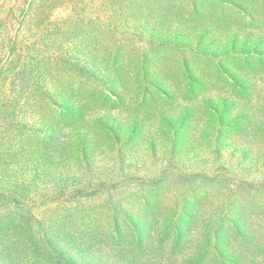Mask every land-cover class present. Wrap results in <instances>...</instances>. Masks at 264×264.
Segmentation results:
<instances>
[{
	"label": "rangeland",
	"instance_id": "obj_1",
	"mask_svg": "<svg viewBox=\"0 0 264 264\" xmlns=\"http://www.w3.org/2000/svg\"><path fill=\"white\" fill-rule=\"evenodd\" d=\"M93 2L135 34L121 95L16 119L63 143L0 157V209L35 238L0 264H264V0Z\"/></svg>",
	"mask_w": 264,
	"mask_h": 264
},
{
	"label": "trees",
	"instance_id": "obj_2",
	"mask_svg": "<svg viewBox=\"0 0 264 264\" xmlns=\"http://www.w3.org/2000/svg\"><path fill=\"white\" fill-rule=\"evenodd\" d=\"M143 1L134 3L140 8ZM101 2L108 5L111 0ZM92 4L93 0H0V157L3 160H15V155L28 146L31 136L48 139L46 150L50 145L62 146L63 142L58 140L49 143L51 134L42 136L39 129L29 130L21 122L27 116L45 118L52 112V119L76 121L85 110L79 105L80 97L93 101L95 87L101 86L106 92L101 99H116L121 95L117 90L127 78L126 52L135 34L129 32L133 29L112 26L106 17L95 14L85 17ZM52 15L56 18L52 19ZM142 47L136 44L135 50ZM137 72V80H148L145 74L139 77ZM85 88L88 90L83 92ZM46 129L51 132L50 126ZM86 146H91L90 142ZM70 147L83 150L85 143L71 142ZM8 183L0 184L3 185L0 190L12 195L13 187ZM12 197L10 200L0 197V208H14L13 202L17 204L19 200L15 195ZM0 210L3 253L14 251L17 244L28 240L32 241L30 246L21 249L25 252L33 249L35 238L28 234L23 222L16 221L14 210L7 213ZM1 261L23 264L16 258Z\"/></svg>",
	"mask_w": 264,
	"mask_h": 264
}]
</instances>
